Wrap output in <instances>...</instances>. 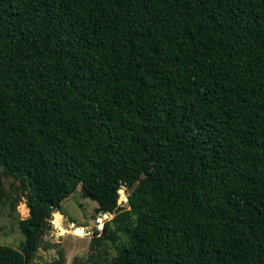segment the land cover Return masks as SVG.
Wrapping results in <instances>:
<instances>
[{"label":"trees","instance_id":"trees-1","mask_svg":"<svg viewBox=\"0 0 264 264\" xmlns=\"http://www.w3.org/2000/svg\"><path fill=\"white\" fill-rule=\"evenodd\" d=\"M77 187L105 264H264V0H0V264Z\"/></svg>","mask_w":264,"mask_h":264},{"label":"rangeland","instance_id":"rangeland-1","mask_svg":"<svg viewBox=\"0 0 264 264\" xmlns=\"http://www.w3.org/2000/svg\"><path fill=\"white\" fill-rule=\"evenodd\" d=\"M15 183L4 180V188L10 193V184ZM127 189L122 186L119 190L118 205L126 207ZM11 195H14L11 192ZM125 200L120 202V196ZM24 206V207H23ZM97 207L95 202L84 199L80 195V187L61 202L62 220L55 228L53 218L50 221L51 229L43 236L42 242L36 253L35 262L40 264H53L61 260L63 264H85L94 261L95 264H105L115 256V251L110 243H104L96 251H90V244L93 232H100L103 224L111 220L113 216L105 214V218L98 224L99 214L94 212ZM29 217L28 209L24 200L17 203L15 211H12L9 204L0 207V245L7 246L20 251V246L24 242V236L18 227V220ZM73 222V223H70ZM49 244L51 248L44 250L41 245ZM106 253V254H105Z\"/></svg>","mask_w":264,"mask_h":264},{"label":"water","instance_id":"water-1","mask_svg":"<svg viewBox=\"0 0 264 264\" xmlns=\"http://www.w3.org/2000/svg\"><path fill=\"white\" fill-rule=\"evenodd\" d=\"M122 186H124L125 187V185L124 184H122ZM121 186V187H122ZM106 213H104V212H100L99 213V215L101 216V215H105ZM107 214H109V215H111V216H114V212L113 211H109V212H107ZM38 245H39V243H38Z\"/></svg>","mask_w":264,"mask_h":264},{"label":"bare ground","instance_id":"bare-ground-1","mask_svg":"<svg viewBox=\"0 0 264 264\" xmlns=\"http://www.w3.org/2000/svg\"><path fill=\"white\" fill-rule=\"evenodd\" d=\"M24 207V206H23Z\"/></svg>","mask_w":264,"mask_h":264}]
</instances>
